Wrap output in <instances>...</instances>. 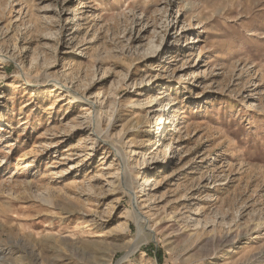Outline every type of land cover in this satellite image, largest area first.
Segmentation results:
<instances>
[{
	"label": "rangeland",
	"instance_id": "1",
	"mask_svg": "<svg viewBox=\"0 0 264 264\" xmlns=\"http://www.w3.org/2000/svg\"><path fill=\"white\" fill-rule=\"evenodd\" d=\"M0 264H264V0H0Z\"/></svg>",
	"mask_w": 264,
	"mask_h": 264
},
{
	"label": "bare ground",
	"instance_id": "2",
	"mask_svg": "<svg viewBox=\"0 0 264 264\" xmlns=\"http://www.w3.org/2000/svg\"><path fill=\"white\" fill-rule=\"evenodd\" d=\"M117 154H118V157L120 159H122L123 161V168H124V173H123V177H122V182L126 185V186H130L131 184V180L129 179V174H128V171H127V168H126V162H125V158L123 156H119V152L117 150ZM140 200V199H139ZM134 217H135V220L139 226V232H140V235L142 236H146V237H150L151 235V231L149 232V230H147V228L149 227V221L147 218H144L140 213L138 212H135L134 214ZM152 230V229H151ZM148 231V232H147Z\"/></svg>",
	"mask_w": 264,
	"mask_h": 264
}]
</instances>
